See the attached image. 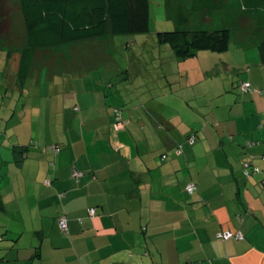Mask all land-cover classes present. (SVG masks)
I'll return each mask as SVG.
<instances>
[{
    "label": "crops",
    "instance_id": "1",
    "mask_svg": "<svg viewBox=\"0 0 264 264\" xmlns=\"http://www.w3.org/2000/svg\"><path fill=\"white\" fill-rule=\"evenodd\" d=\"M257 22L252 12L228 26L226 55L238 56V65L218 55L221 63L207 67L215 55L200 50L190 68L160 67L147 82L150 94L130 100L119 90L118 101L108 98L114 82L105 87L100 75L92 78V54L105 53L106 64L119 68L114 37L106 50L82 48L78 64L33 61L27 78L39 86L29 105L37 130L20 128L23 115L0 118V264H264V64L257 50L264 27ZM0 49L19 56L21 48L8 42ZM17 68L11 77L23 94L27 79H18ZM239 69L240 80L233 76ZM44 71L56 79L43 82ZM204 78L208 90L197 97ZM221 231L243 238L222 240Z\"/></svg>",
    "mask_w": 264,
    "mask_h": 264
},
{
    "label": "trees",
    "instance_id": "2",
    "mask_svg": "<svg viewBox=\"0 0 264 264\" xmlns=\"http://www.w3.org/2000/svg\"><path fill=\"white\" fill-rule=\"evenodd\" d=\"M5 1L0 0V39L9 35V10ZM16 1L28 40L27 45L19 49L17 76L21 82L29 76L38 49L107 36L144 34L149 30V0ZM164 6L175 27L158 31L156 41L159 45H168L173 56L180 60L200 50H227L231 33L228 26L235 27L242 15L256 13L257 26L264 27L260 15L261 10L264 12V0H189V3L186 0H164ZM204 12L218 16L221 25L207 28L194 23V19ZM257 50L260 62L264 64V40L258 43ZM186 138L190 139L191 135ZM20 154H23L21 150L17 152L18 158ZM3 209L0 199V210Z\"/></svg>",
    "mask_w": 264,
    "mask_h": 264
},
{
    "label": "rangeland",
    "instance_id": "3",
    "mask_svg": "<svg viewBox=\"0 0 264 264\" xmlns=\"http://www.w3.org/2000/svg\"><path fill=\"white\" fill-rule=\"evenodd\" d=\"M189 3V0H186ZM6 4L8 5V27L7 30L9 32L8 37L0 39V47L3 46L5 43L8 42L11 44L12 48H21L26 46L28 43L24 25L22 22V18L20 16L18 5L16 0H6ZM149 10H150V21H149V30L147 33L144 34H135L131 36H114L113 43L116 48V52L111 56L114 63H116L119 68H114V66H110L107 61H104V58L108 57L107 55L102 54H92V64L97 65L98 67L95 68V71L92 74V78L100 77L103 79V85L106 87L110 81L114 82L112 84L111 90L107 88L108 98L116 96L118 101V93L117 90L121 93V95L126 99H134L139 95H149L150 90L147 88L149 80L152 78L157 79L158 77H153L156 74V70L160 69V67L165 69L166 67L171 70L181 71L182 69L185 70L190 68L191 64V57L186 59H177L173 56L172 52L170 51L168 45H159L156 41V33L158 31H165L174 29L175 24L171 18L167 17V13L164 6V0H149ZM201 17L204 20L200 21L198 17L194 19V23L200 25L202 27L213 28L215 26H220L222 21L218 16H214L208 13H201ZM216 18V19H215ZM213 21H211V20ZM218 20V21H217ZM207 22V23H205ZM243 20H240L238 24L242 27H246L248 23L244 24ZM187 26V24H186ZM185 26V27H186ZM238 29V28H237ZM127 41H129L127 43ZM234 39L232 42L235 43ZM92 42H88L85 45H64L59 48L55 49H46V50H38L34 64L41 62H60V63H67L75 61L77 64L82 62L83 53L82 50L84 48H90L91 51H95L98 48L102 47L106 50V47L111 45L112 37L107 36L103 39L97 40L94 44H90ZM233 47V46H232ZM231 47V48H232ZM83 48V49H82ZM208 54H214L215 58L211 59L208 57L206 59V66L210 67L213 61H217L218 65L221 63V57L224 56L233 64L238 65L239 61L241 60L238 56L233 55L231 51H229L226 55V51L224 52H214L210 50H205ZM17 51L8 52L7 50L0 49V108L2 110L6 109L10 106L8 112L2 111L1 114L5 116H0L4 121H7L11 115L14 113V119L17 121L20 116L23 115L24 123L20 126L23 130H37L35 125V120H30L31 115L33 113L35 115L36 110L31 111L30 103L36 102L38 100L37 91L39 86L32 83V79L29 77L24 82V88L26 89L25 93H20L17 90V86H14L12 77L14 74L15 66L18 64L19 56L16 53ZM242 61V60H241ZM8 62V64H7ZM203 63V61H201ZM177 70V71H176ZM240 70V71H239ZM236 73H234V77L237 79L243 78V72L239 69ZM244 70V69H243ZM192 71V69H191ZM7 73V74H6ZM54 72H45L43 73V82L50 83L51 79H56V74ZM163 75V74H162ZM168 78V77H167ZM203 78V77H202ZM221 77H214L213 82L219 80L220 87H223V79H219ZM224 78V77H222ZM154 79V80H155ZM161 79L165 80V77H161ZM160 79V80H161ZM175 78H168L170 82H173ZM207 79V77H206ZM204 78L201 82V92L199 88H195L197 90V97H204L203 92L208 90V86L211 84L212 78L207 79L209 85L207 84ZM215 80V81H214ZM228 81V79H225ZM44 86V83H43ZM200 86V84H196V87ZM140 88V92H136V89ZM214 85L212 86L211 90H213ZM44 91V87L42 88ZM187 89V94H193L192 91ZM210 90V91H211ZM185 91H178L174 93V96L182 95ZM44 97V96H43ZM51 97V96H50ZM49 97L46 96L42 99H48ZM139 100V99H138ZM25 110L23 108L25 105ZM26 114V115H25Z\"/></svg>",
    "mask_w": 264,
    "mask_h": 264
},
{
    "label": "built area",
    "instance_id": "4",
    "mask_svg": "<svg viewBox=\"0 0 264 264\" xmlns=\"http://www.w3.org/2000/svg\"><path fill=\"white\" fill-rule=\"evenodd\" d=\"M250 88V83L247 82V81H243L241 82V85H240V89L242 91H246ZM115 112V117H116V122H117V128H121L123 126L122 122V118L120 117V114L118 112L117 109L114 110ZM189 141H192V137L189 139ZM248 164H244L245 168L247 167ZM259 169L257 167H253L252 168V173L254 172H257ZM73 175L78 178L80 175H81V172H79L78 170H76L75 168H73V171H72ZM245 173L247 175H249V171L245 170ZM264 183V181H263ZM186 190L188 192H192L194 190V185L193 184H189L187 187H186ZM94 211H90V214H93ZM58 225H59V228L62 230V231H66L67 230V220L64 216H60L59 220H58ZM217 236L222 239V240H227V239H230V238H235V239H242L243 238V235L240 233V232H231V231H221L217 234Z\"/></svg>",
    "mask_w": 264,
    "mask_h": 264
}]
</instances>
